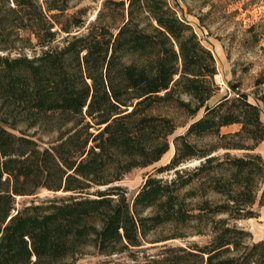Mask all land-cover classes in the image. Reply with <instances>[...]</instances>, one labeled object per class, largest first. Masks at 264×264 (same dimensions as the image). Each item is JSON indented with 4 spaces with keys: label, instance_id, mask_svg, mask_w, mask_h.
Segmentation results:
<instances>
[{
    "label": "trees",
    "instance_id": "16d2710c",
    "mask_svg": "<svg viewBox=\"0 0 264 264\" xmlns=\"http://www.w3.org/2000/svg\"><path fill=\"white\" fill-rule=\"evenodd\" d=\"M71 1L0 0V264H264L240 224L264 205L259 107L210 102L214 55L171 0Z\"/></svg>",
    "mask_w": 264,
    "mask_h": 264
},
{
    "label": "rangeland",
    "instance_id": "374dc122",
    "mask_svg": "<svg viewBox=\"0 0 264 264\" xmlns=\"http://www.w3.org/2000/svg\"><path fill=\"white\" fill-rule=\"evenodd\" d=\"M101 1L72 0L67 13H73L83 7L86 10L84 17L91 20ZM171 2L175 3L178 14L189 22L201 42L214 55L217 70L214 80L220 89L210 102H214L225 93L231 94L239 89L246 92L248 99L259 107L264 123V104L257 98V93L264 89V84L255 83L257 78L264 77V0H171ZM178 119L182 120L180 117ZM236 128L237 125H230L222 128V131H233ZM183 130V127L177 128V132ZM255 151L264 159V140ZM232 153L240 154L239 151ZM171 154L172 152L165 154L153 165L133 168L118 184L126 188L127 195L131 198L146 175L153 172L157 165L166 163ZM195 163L192 161L189 165ZM46 195L51 194L47 191L40 193V196ZM240 224L251 232L253 240L264 238V205L259 208L258 217L243 220ZM103 258L87 248L85 253L79 255L73 262L99 264Z\"/></svg>",
    "mask_w": 264,
    "mask_h": 264
}]
</instances>
